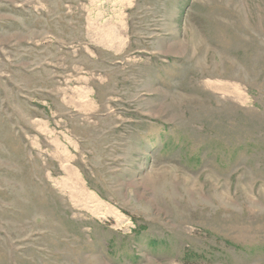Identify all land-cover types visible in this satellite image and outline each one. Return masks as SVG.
Returning a JSON list of instances; mask_svg holds the SVG:
<instances>
[{
	"label": "rangeland",
	"instance_id": "rangeland-1",
	"mask_svg": "<svg viewBox=\"0 0 264 264\" xmlns=\"http://www.w3.org/2000/svg\"><path fill=\"white\" fill-rule=\"evenodd\" d=\"M0 264H264V0H0Z\"/></svg>",
	"mask_w": 264,
	"mask_h": 264
},
{
	"label": "crops",
	"instance_id": "crops-1",
	"mask_svg": "<svg viewBox=\"0 0 264 264\" xmlns=\"http://www.w3.org/2000/svg\"><path fill=\"white\" fill-rule=\"evenodd\" d=\"M119 6L120 4H115V7ZM117 25L119 26V24ZM121 43L122 42L118 39L117 46L112 47V44H109L108 47L115 51H119L123 46V43L122 46ZM89 58L92 59L93 57L89 56ZM71 71L74 74H70L67 79H64V81L65 83H71L74 86L72 101L75 106L73 108L80 114L91 116L96 110L94 87L97 83L100 84L103 80L95 76L93 72L91 73L82 65L77 64L73 66ZM62 98H64V95Z\"/></svg>",
	"mask_w": 264,
	"mask_h": 264
},
{
	"label": "bare ground",
	"instance_id": "bare-ground-1",
	"mask_svg": "<svg viewBox=\"0 0 264 264\" xmlns=\"http://www.w3.org/2000/svg\"><path fill=\"white\" fill-rule=\"evenodd\" d=\"M215 89H218V86L215 87ZM88 196H89V199H92L91 195H88ZM93 202H94V200H93ZM94 204H95L94 205V209L95 210L94 209L93 210H94V212L96 211L95 213L100 214V218H103V216H113V215L116 214V212H113V210H109L107 208H103L101 203L96 204L94 202ZM115 217H117V215Z\"/></svg>",
	"mask_w": 264,
	"mask_h": 264
},
{
	"label": "built area",
	"instance_id": "built-area-1",
	"mask_svg": "<svg viewBox=\"0 0 264 264\" xmlns=\"http://www.w3.org/2000/svg\"><path fill=\"white\" fill-rule=\"evenodd\" d=\"M101 3H103V2H101Z\"/></svg>",
	"mask_w": 264,
	"mask_h": 264
}]
</instances>
